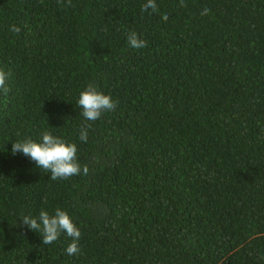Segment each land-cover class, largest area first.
<instances>
[{"label":"trees","instance_id":"1","mask_svg":"<svg viewBox=\"0 0 264 264\" xmlns=\"http://www.w3.org/2000/svg\"><path fill=\"white\" fill-rule=\"evenodd\" d=\"M154 2L0 0V264H264V0ZM90 83L116 102L94 122ZM45 130L87 174L11 154ZM56 208L78 254L20 218Z\"/></svg>","mask_w":264,"mask_h":264},{"label":"clouds","instance_id":"2","mask_svg":"<svg viewBox=\"0 0 264 264\" xmlns=\"http://www.w3.org/2000/svg\"><path fill=\"white\" fill-rule=\"evenodd\" d=\"M143 10L150 15L155 14L157 9L154 0H146ZM201 14L207 15L208 9H204ZM10 31L19 33L21 29L13 25ZM127 45L138 52L145 48V42L135 32L127 35ZM7 79L8 74L0 71V89H4ZM75 107L79 108V114L84 121L94 122L103 114L114 111L116 102L110 95L99 91L90 83L80 91ZM87 140L88 131L82 128L79 131V141L86 143ZM77 153L78 146L75 142H69L47 130L36 139L24 138L15 140L11 144L12 155L21 154L28 158L37 168L50 173L49 177L54 181L67 180L82 173L87 174L88 169L80 164ZM20 218L28 229L42 235L43 244L50 245L59 240L63 234L66 238H70V243L65 249L66 253L72 256L80 252L81 230L66 210L56 208L51 213L41 210L36 216L29 214Z\"/></svg>","mask_w":264,"mask_h":264}]
</instances>
